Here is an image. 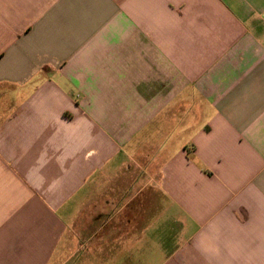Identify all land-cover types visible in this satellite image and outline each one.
Instances as JSON below:
<instances>
[{
    "label": "crops",
    "instance_id": "0c3cea01",
    "mask_svg": "<svg viewBox=\"0 0 264 264\" xmlns=\"http://www.w3.org/2000/svg\"><path fill=\"white\" fill-rule=\"evenodd\" d=\"M0 264H264V0H0Z\"/></svg>",
    "mask_w": 264,
    "mask_h": 264
}]
</instances>
